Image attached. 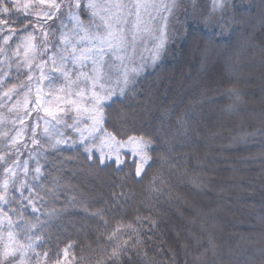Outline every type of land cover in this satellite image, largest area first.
Segmentation results:
<instances>
[{"label": "trees", "instance_id": "trees-1", "mask_svg": "<svg viewBox=\"0 0 264 264\" xmlns=\"http://www.w3.org/2000/svg\"><path fill=\"white\" fill-rule=\"evenodd\" d=\"M193 7L178 19L183 38L106 106L126 114L109 132L152 139L142 175L129 157L118 167L79 146L51 149L34 185L39 212L11 205L39 221L47 263L69 247L74 264H264V0H229L204 18ZM137 216L156 227L145 220L143 244L110 259L130 230L109 235Z\"/></svg>", "mask_w": 264, "mask_h": 264}, {"label": "snow or ice", "instance_id": "snow-or-ice-1", "mask_svg": "<svg viewBox=\"0 0 264 264\" xmlns=\"http://www.w3.org/2000/svg\"><path fill=\"white\" fill-rule=\"evenodd\" d=\"M12 5V8L8 7ZM47 4L49 11L43 12L42 15L48 20L58 18V12L62 7L67 9V18L73 22V28L69 33L64 31L56 38L55 42L51 44L52 55L48 60L52 63V68L46 75L43 66L47 61L41 60V63L36 65L40 70V76L37 81V99L35 103L40 104L39 93L41 91L40 84L47 81L49 85L53 82L52 73H58L65 81L63 88L59 91L65 92L64 97H57L61 100L65 107H45L44 111L51 119H45V127L42 132L44 141L49 143V146L56 148L61 143H67L68 140L64 134L59 131L57 125L67 121L63 119L68 112L74 113V120L72 125L76 131L80 133L79 143L83 145L85 153H89L88 159L91 160L93 148H98L101 152L99 163L104 164L105 159H112L115 156V163L121 165L124 163L120 159V150L124 147L131 149V152L139 158V161L134 163L135 174L140 176L145 170V166L153 159L149 154V147L153 143L152 139L146 137L144 134L127 135L126 139H119L118 136L124 133L109 132L105 127V122L108 119H126V114L119 113L113 117L110 112L106 110V104L112 101L114 96H124L126 90L130 85L135 83V76L139 73L142 65L135 66L134 57L137 51V41H142L145 35L154 37V55L155 60L160 50L164 46L168 33L169 17L173 13L177 5V0H170L169 3H164L160 0H61L57 3L56 0H30V2L20 3V0H0V12L7 15H12L13 11L25 13V18L30 16H40L39 12H32L30 8ZM228 4V0H213V8L223 10ZM166 12L167 15H161V12ZM43 23L38 24L43 28ZM0 24L9 25L10 21L7 19L0 20ZM30 25L24 26V31ZM33 30H35V26ZM50 27V26H49ZM67 25L61 21L60 28L64 29ZM15 34V29L12 30ZM54 31V30H53ZM50 33L44 31V48L40 50L43 55L49 47L47 37ZM10 37L5 36L4 40ZM26 39L30 42V48H35L31 41L35 39L31 32L28 33ZM27 48L25 55H27ZM17 55L19 53L17 52ZM69 62L72 68L68 67ZM88 62L91 63V68H88ZM10 67V66H9ZM26 67L29 69L27 80H32V64L27 63ZM85 69H88L87 71ZM9 76V72L3 71L0 75V83H6L5 77ZM75 79H72V77ZM19 87H24L23 84ZM75 88L76 91H72ZM17 85H13L4 92V96L11 99V93L15 92ZM31 91V88H28ZM51 95V93H49ZM75 97V99L70 97ZM28 100L25 99V107ZM35 110V109H34ZM31 113H28L30 115ZM86 117L90 124H86L84 128L77 125L84 122ZM23 124V119L20 120ZM39 127L38 123L32 128V144L41 145V141L37 140L36 129ZM87 132V136L85 135ZM103 133L99 137V146L95 143L97 133ZM4 135H7L5 133ZM20 133H17V138ZM17 138H13L10 143L15 145ZM89 140L92 141L89 144ZM76 141H73L75 144ZM27 146V145H25ZM42 146V145H41ZM104 147L109 149L107 157L104 153ZM5 160L4 156H0V161ZM28 162L24 161L23 173L25 177L28 174ZM13 165L19 167V161H13ZM5 179L0 183V241H3V231L6 222L7 226V241L0 247V264H42L41 253L35 251V241L40 240L41 237L33 233V229L41 227L39 221L32 224L24 220L22 214L17 208H8V205L18 203L15 196H10V182L13 192H19L22 200H26L28 205L33 208V211H38L35 206L33 198V189L29 187L27 180L20 181L19 185L10 181V178L17 176L16 168L9 165L4 168ZM41 168L39 165L34 169L33 179L40 178ZM27 190L30 195L24 196V191ZM7 208V210H5ZM10 212H17L18 220L14 221ZM98 214V213H97ZM149 220L151 228H155L157 221L151 220L149 217L141 218L137 216L134 222L128 224H121L109 235V239H114L121 228L130 230L127 239H123L122 243H117L111 252V258L119 259L121 254H126L127 249L131 247L136 249L137 245H142L143 237L140 235L141 230L144 229V221ZM105 223H107L105 221ZM18 229L19 231H15ZM151 230V229H148ZM21 234L25 239L21 240ZM135 238V239H134ZM151 239V237H148ZM131 242V244H130ZM207 251V250H206ZM32 254L36 257L35 262L32 260ZM147 253H145L146 255ZM45 260L48 253H43ZM63 257L66 260L68 257L67 248L64 249ZM55 264H63L61 260H56Z\"/></svg>", "mask_w": 264, "mask_h": 264}, {"label": "rangeland", "instance_id": "rangeland-1", "mask_svg": "<svg viewBox=\"0 0 264 264\" xmlns=\"http://www.w3.org/2000/svg\"><path fill=\"white\" fill-rule=\"evenodd\" d=\"M188 0H177V7L173 9L172 15L169 17L168 21V33H167V39L164 42L163 48L160 50L158 57L154 60L153 59V49H154V37H149L145 35L144 39L142 41H137V51L134 57V63L135 66L142 65L139 73L135 76V82L137 81V78L145 72L150 67L154 66L156 63L159 62L161 59V56L163 54V51L167 46L171 43H173L178 38H183L182 36V28L178 30L179 26V20L180 19V13L182 11V8L184 7V4ZM191 4L194 6L192 11L196 10L198 14H200L203 18L206 17L207 14H212L213 12H221L223 10L221 9H214L213 8V0H190ZM229 1V0H228ZM25 2H30V0H20V3L23 4ZM57 3H60L61 0H56ZM159 3L160 0H157ZM164 3H169L170 0H163ZM9 8H12L11 4H8ZM30 11L32 12H39L40 16H30L28 18H25V13L23 12H15L13 11L12 15L4 14L3 12H0V20L7 19L10 21L9 25H3L0 24V75L3 74V71L9 72V76L5 77L6 83H0V156H4L5 160L0 161V183L3 182L5 179V173L4 168L8 167L9 165L16 168L17 176L15 178H10V181L14 182L16 185H19L20 181L27 180L29 187L33 189V198L34 203L38 211H33V208L28 205L26 200H22L20 197L19 192H13L11 188V182H10V196H15L16 201H19L18 203L21 204V206L31 210V212L38 213L39 212V204L40 201L37 198L36 192L34 191V185L35 182L39 181L42 177V159L45 152L56 149V148H63V147H81L83 150V145L79 143V136L80 133L76 131L73 127H68L67 125H72L74 120V113L68 112L67 115L63 117L65 121H67V125L64 123H61L57 125L56 127L59 129L60 132H62L67 138V143H61L56 148H52L49 146V143L44 141V138L42 136L43 129L45 127V119H51L47 115V113L44 111L45 107H65L63 102L61 100H58L57 97H64L66 94L65 92L59 91V89L63 88L65 85V81L62 77L59 76L58 73H52L53 76V82L51 85L48 84L47 81H44L40 84L41 91L39 93L40 97V104L37 105L35 103L37 99V81L40 76V70L36 67V65L41 63V60L47 61V63L43 66L44 73L47 75L49 73V70L52 68V63L50 60H48V57L52 55V48L51 44L55 42L56 38L60 35L61 31H64L66 33H69V36L71 38V32L70 30L73 28V22L67 18V9L65 7H62L58 12V18H53L52 20H48L47 23H43L46 19L43 17L42 13L49 11V8L47 4L36 6L33 8H30ZM196 13V15H197ZM161 15H167L166 12H161ZM38 20L40 23H43V28H41L38 24ZM21 21V28L16 27L15 23ZM61 21L64 22L65 25H67L66 28L61 29L60 24ZM25 25H30L27 28V31L20 32ZM35 26V30H33V27ZM50 26V27H49ZM13 29H15V34H13ZM54 30V31H53ZM44 31L49 32L50 34L47 37L49 47L46 52L43 53V55L40 54V50L44 48ZM31 32L32 35L35 37L33 41H31V44L35 45V48H30L29 41L26 39V36L28 33ZM8 36L10 37L7 42H5L4 37ZM27 50V55H25V51ZM17 52L19 55H17ZM27 63L32 64V80L28 81L27 76L29 75V69L26 67ZM10 66V67H9ZM69 68H72L71 62L68 64ZM88 68H91V63L88 62ZM86 71L88 69H85ZM72 79H75L73 76ZM23 84L24 87H19V85ZM13 85H17V89L15 92L11 93V99L4 96V92L7 91L9 88H11ZM131 86V85H130ZM28 88H31V91H28ZM72 91H76L75 88L72 89ZM51 93V95H49ZM122 96H114L112 100L119 98ZM75 99V97H70ZM25 99L28 100V104L25 107ZM111 103L108 102L106 106ZM35 109V110H34ZM28 113H31L28 115ZM23 119L24 123L21 124L20 120ZM38 123L39 127L36 129V139L41 141V145H34L32 144V128ZM90 121H87L86 117L84 118V122L79 123L77 126L80 128H84L86 124H90ZM7 133V135H4ZM17 133H20V136L17 138ZM85 135L87 136V132H85ZM97 139L95 143L99 146L100 141L99 137L103 136V133H97L96 134ZM13 138H17V143L13 145L10 143V141ZM76 141L75 144H73V141ZM92 141L89 140V144H91ZM27 145V146H25ZM152 149V144L150 145L148 151L150 154V151ZM84 151V150H83ZM109 149L107 147H104V153L107 157ZM86 155H89V153H86ZM91 156H98L100 158L101 152L98 150V148H93ZM127 157L130 158L131 161H139V158L135 156L131 149L128 147H124L120 150V159L126 161ZM18 160L19 161V167H16L13 165V161ZM24 161H27L28 164V174L25 177L22 169ZM114 162L115 163V156L112 157V159H105L104 164H108ZM123 164L117 165L118 167H122ZM150 163V162H149ZM39 165L41 168L40 178L38 180L33 179L34 175V169ZM136 165V164H135ZM148 165L145 166V168ZM144 172V171H143ZM142 172V173H143ZM141 173V175H142ZM140 175V176H141ZM137 176V177H140ZM2 191V189H0ZM30 193L25 190L24 196H29ZM12 205V204H11ZM11 205H8V208L11 207ZM2 206V205H0ZM7 210V208L5 209ZM11 215V213H9ZM12 216V215H11ZM14 221H17L12 216ZM15 231H19L18 229H14ZM3 235V241H0V247H2V244L7 241V226L5 222L4 231L2 233ZM21 240H24L25 237L23 234L20 236ZM68 257L65 260L63 257V252L61 255V260L63 264H74V259L71 254V249L68 247ZM32 256L33 262H35L36 257ZM42 264H49L47 263L44 258L40 257ZM55 264V263H52Z\"/></svg>", "mask_w": 264, "mask_h": 264}]
</instances>
